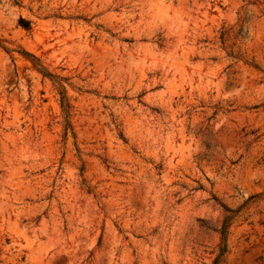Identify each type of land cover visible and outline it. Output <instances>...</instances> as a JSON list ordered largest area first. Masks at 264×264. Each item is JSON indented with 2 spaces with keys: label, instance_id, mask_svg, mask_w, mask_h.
Here are the masks:
<instances>
[{
  "label": "rangeland",
  "instance_id": "374dc122",
  "mask_svg": "<svg viewBox=\"0 0 264 264\" xmlns=\"http://www.w3.org/2000/svg\"><path fill=\"white\" fill-rule=\"evenodd\" d=\"M0 264H264V0H0Z\"/></svg>",
  "mask_w": 264,
  "mask_h": 264
},
{
  "label": "trees",
  "instance_id": "16d2710c",
  "mask_svg": "<svg viewBox=\"0 0 264 264\" xmlns=\"http://www.w3.org/2000/svg\"><path fill=\"white\" fill-rule=\"evenodd\" d=\"M26 28H29V25H25ZM40 71L42 72V74L44 76H50L51 73L48 72L47 70H45L44 68L40 69ZM60 89H59V93H60V104L63 110V113L65 115L66 118L70 117V102L69 99L67 97V93H66V89L63 85H60ZM69 128H70V122L67 120L66 125H65V134H67L69 132ZM222 236L225 239L226 237V229L225 227L222 229ZM226 247V244L224 245V249ZM223 249V251H224Z\"/></svg>",
  "mask_w": 264,
  "mask_h": 264
}]
</instances>
